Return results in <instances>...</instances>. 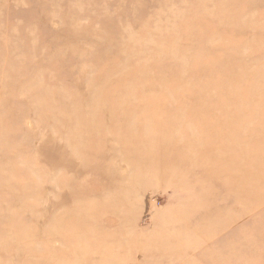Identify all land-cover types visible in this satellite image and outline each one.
<instances>
[{
  "label": "rangeland",
  "instance_id": "1",
  "mask_svg": "<svg viewBox=\"0 0 264 264\" xmlns=\"http://www.w3.org/2000/svg\"><path fill=\"white\" fill-rule=\"evenodd\" d=\"M0 264H264V0H0Z\"/></svg>",
  "mask_w": 264,
  "mask_h": 264
}]
</instances>
